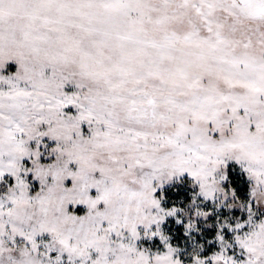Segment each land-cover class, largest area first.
Returning a JSON list of instances; mask_svg holds the SVG:
<instances>
[{"label": "snow or ice", "instance_id": "6c2138e0", "mask_svg": "<svg viewBox=\"0 0 264 264\" xmlns=\"http://www.w3.org/2000/svg\"><path fill=\"white\" fill-rule=\"evenodd\" d=\"M0 264H264V0H0Z\"/></svg>", "mask_w": 264, "mask_h": 264}]
</instances>
